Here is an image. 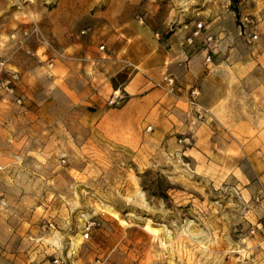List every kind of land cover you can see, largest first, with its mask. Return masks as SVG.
<instances>
[{"label": "rangeland", "instance_id": "374dc122", "mask_svg": "<svg viewBox=\"0 0 264 264\" xmlns=\"http://www.w3.org/2000/svg\"><path fill=\"white\" fill-rule=\"evenodd\" d=\"M200 22L219 47L221 76L264 85V0H0V57L19 72L22 100L0 102V264L258 263L264 249L250 230L259 193L200 180L185 155L192 135L175 136L172 156L168 145L124 146L100 128L101 111L123 107L110 105L115 92L101 99L122 70L172 95L157 86L176 78L168 40ZM162 105L153 113L159 127Z\"/></svg>", "mask_w": 264, "mask_h": 264}, {"label": "crops", "instance_id": "0c3cea01", "mask_svg": "<svg viewBox=\"0 0 264 264\" xmlns=\"http://www.w3.org/2000/svg\"><path fill=\"white\" fill-rule=\"evenodd\" d=\"M181 33L171 35L167 43V70L181 79L176 94L165 95L160 90L149 92L151 85L143 76H132L122 70L105 86L110 92L101 99H110L112 92H120L127 96V100L119 110L101 111V130L124 146L148 152L168 145L172 156L180 151L175 136L192 135L194 147L185 155L191 157V164L200 180L211 183L215 188L233 181L237 189L250 197L264 193V85L251 78L221 76V68L215 64L219 47L214 51L211 64L206 63V52L202 46L195 51L199 52L197 55L194 52L187 56L183 51L184 41L180 40L185 34ZM100 77L108 80L105 73H100ZM161 78L159 75L158 79ZM195 86L201 92L200 104L211 114L205 122H197L192 117L187 103L190 89ZM163 102L167 117L159 127L153 113L163 108ZM114 116L116 119L112 121ZM145 121L154 125L155 133L143 134ZM255 212L254 218L258 222L264 216V205ZM256 259L257 264H264V252Z\"/></svg>", "mask_w": 264, "mask_h": 264}, {"label": "built area", "instance_id": "2783aa9c", "mask_svg": "<svg viewBox=\"0 0 264 264\" xmlns=\"http://www.w3.org/2000/svg\"><path fill=\"white\" fill-rule=\"evenodd\" d=\"M199 17V16H197ZM249 23V19L245 18L244 23ZM191 27V28H190ZM185 32V39L183 43V51L188 55H192V50L195 49L199 45V41L204 39L206 41V63L211 64L213 62V54L216 50V46L213 45L215 40L214 37L208 34H205V26L203 23H192L190 25H185L183 28ZM159 37V34H157ZM254 41L258 40V36L252 37ZM53 68V64L49 66V69ZM20 80V74L16 70H14L10 65L8 60L0 57V102L5 100L6 98H12L15 100L16 104L21 105L22 100L17 96V87L18 82ZM157 86L165 87L167 92L170 94H175L177 91V83L176 78L171 74H166L162 84H158ZM200 89L192 88L189 92L188 96V106L190 108L191 115L198 122H205L207 119L211 117V114L208 110H206L200 103ZM126 98L119 93H115L112 100L110 101V105H119L120 103H124ZM148 131H151V128H148ZM181 145L189 148L192 146V139L190 137H185L179 140ZM253 203L256 205L264 204V193H259L254 196ZM96 226L95 222H90L85 229V239L90 237L91 230ZM250 236L252 237H260L261 241L258 247L264 249V216L258 220V222L252 227L250 230ZM54 264H71L68 257H59L54 260ZM100 264V261L98 262Z\"/></svg>", "mask_w": 264, "mask_h": 264}, {"label": "trees", "instance_id": "16d2710c", "mask_svg": "<svg viewBox=\"0 0 264 264\" xmlns=\"http://www.w3.org/2000/svg\"><path fill=\"white\" fill-rule=\"evenodd\" d=\"M142 187H143V190L149 195V196H154V197H159V198H161V199H163V200H166L167 198H168V194H167V192H163L162 190L160 191V192H157V191H155V192H150V190H149V188H147L144 184L142 185ZM171 188L170 187H168V190H170ZM167 190V191H168Z\"/></svg>", "mask_w": 264, "mask_h": 264}, {"label": "bare ground", "instance_id": "6f19581e", "mask_svg": "<svg viewBox=\"0 0 264 264\" xmlns=\"http://www.w3.org/2000/svg\"><path fill=\"white\" fill-rule=\"evenodd\" d=\"M117 93H119V92H117ZM105 211L106 212H108V214L111 212V210L110 209H108V208H106L105 209ZM111 214V213H110ZM112 215V214H111ZM114 215V214H113ZM117 216V215H116ZM148 228H146V230H147ZM149 230V229H148ZM150 231V230H149ZM159 230H157L156 228H155V231L153 232L154 233V235H157L159 232H158ZM184 234V233H183ZM187 234V233H186ZM185 235V234H184ZM160 238V237H159Z\"/></svg>", "mask_w": 264, "mask_h": 264}]
</instances>
